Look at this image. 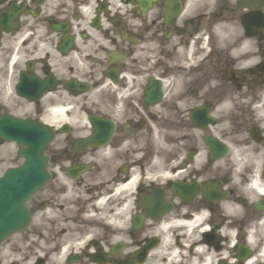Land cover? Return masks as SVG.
Returning <instances> with one entry per match:
<instances>
[{"label": "flooded vegetation", "instance_id": "af4514ba", "mask_svg": "<svg viewBox=\"0 0 264 264\" xmlns=\"http://www.w3.org/2000/svg\"><path fill=\"white\" fill-rule=\"evenodd\" d=\"M258 1L0 0V116L54 133L0 264H264Z\"/></svg>", "mask_w": 264, "mask_h": 264}, {"label": "water", "instance_id": "95a60500", "mask_svg": "<svg viewBox=\"0 0 264 264\" xmlns=\"http://www.w3.org/2000/svg\"><path fill=\"white\" fill-rule=\"evenodd\" d=\"M13 132H17L16 128ZM49 137L48 133L36 129L26 130V135L11 137L27 146L19 153L27 158L29 167L17 169L0 182V238L21 228L26 221V216L22 215L20 206L25 196L44 180L38 167L40 168L41 156L42 159L44 156L41 147Z\"/></svg>", "mask_w": 264, "mask_h": 264}, {"label": "rangeland", "instance_id": "374dc122", "mask_svg": "<svg viewBox=\"0 0 264 264\" xmlns=\"http://www.w3.org/2000/svg\"><path fill=\"white\" fill-rule=\"evenodd\" d=\"M0 172L7 166L19 162L16 157V147L14 145H6L0 149Z\"/></svg>", "mask_w": 264, "mask_h": 264}]
</instances>
